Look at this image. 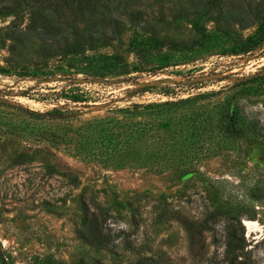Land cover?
I'll list each match as a JSON object with an SVG mask.
<instances>
[{"label":"rangeland","instance_id":"1","mask_svg":"<svg viewBox=\"0 0 264 264\" xmlns=\"http://www.w3.org/2000/svg\"><path fill=\"white\" fill-rule=\"evenodd\" d=\"M206 1L105 0L119 31L76 55L0 0V264H264V0H222L230 31ZM228 95L237 138L213 106ZM100 122L132 143L84 157ZM83 200L113 247L79 236Z\"/></svg>","mask_w":264,"mask_h":264},{"label":"trees","instance_id":"2","mask_svg":"<svg viewBox=\"0 0 264 264\" xmlns=\"http://www.w3.org/2000/svg\"><path fill=\"white\" fill-rule=\"evenodd\" d=\"M14 4L18 7L17 11L22 12L27 10L28 18L30 21V28L39 30V34L43 36L51 37L52 42H56V37L60 36L65 38V36H71V41L66 43L64 51L66 54H80L86 50L93 49L94 45L98 41H105L111 36L112 33H117L120 29L121 23L112 14H106L105 0H13ZM222 0H207L206 4L211 12H216L225 26L226 31L233 29L234 25H242V18L236 16L235 14H225L219 7ZM204 2V1H203ZM202 2V3H203ZM256 19H258L261 13L264 11V3L258 2L256 6ZM139 12V11H138ZM142 12L131 14L130 16H140ZM100 15V16H98ZM110 29V33L107 32ZM14 39L18 43H23L24 37L27 36L26 31L13 29L11 31ZM143 60V56H141ZM154 70L162 69L158 64H151ZM88 70L91 66H87ZM143 68V67H142ZM123 73H128V69L121 67ZM145 70V68H143ZM91 71V70H89ZM264 77V75H263ZM164 85L159 86H136L133 91H147L149 89L166 88ZM219 92L211 91L205 93L209 97H214L218 95ZM165 95H168L167 92ZM204 95V93H198L194 96ZM83 94L73 97V102H78L81 105H87V100L84 98ZM193 97V96H192ZM191 97L184 100L180 99L181 102H190ZM230 100V95L226 96L222 100L216 101L213 106H215L219 112H221V120L225 123L224 132L229 136L234 135L236 138L241 134V127L239 126V120L237 119V114L235 108L226 106V101ZM173 102H165L160 105H155V108H161L172 104ZM149 107V106H148ZM57 110V108H55ZM157 111H160L158 109ZM67 114V113H66ZM173 114V113H172ZM65 115V114H61ZM68 117V116H66ZM116 121L117 123L123 124L121 119L115 118V120H108L107 123ZM89 124L88 126H90ZM134 126L129 124L128 126ZM164 127H169L170 122L165 121ZM224 124H222L223 126ZM87 126V127H88ZM86 127V128H87ZM135 129H131V135L128 133L121 136V133L117 132L114 134L111 130L105 128V122L95 123L90 131H87L88 136L92 137V143L82 148L84 152V157H89V155L96 154L97 145L100 143L112 144V150H118V152L123 151L121 145L132 143L131 138ZM213 132H210L212 134ZM96 135V138L94 137ZM127 137V138H126ZM116 138L123 140L121 145L118 146ZM126 138V139H125ZM133 154L137 155V151L134 150ZM88 155V156H87ZM27 156L24 154L18 155L15 159L22 163L26 160ZM171 163L176 167L180 161L171 160ZM173 165V166H174ZM182 167V165H179ZM92 208L88 202L83 200L82 202V220L78 228L79 236L84 239L89 244L99 247V248H111L114 245L115 234L105 228V220L107 213L104 208L95 203Z\"/></svg>","mask_w":264,"mask_h":264}]
</instances>
